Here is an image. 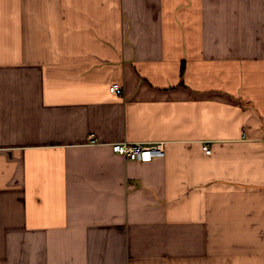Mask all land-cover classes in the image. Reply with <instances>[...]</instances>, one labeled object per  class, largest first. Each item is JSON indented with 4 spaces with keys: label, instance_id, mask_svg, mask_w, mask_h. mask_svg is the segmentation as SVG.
<instances>
[{
    "label": "crops",
    "instance_id": "crops-1",
    "mask_svg": "<svg viewBox=\"0 0 264 264\" xmlns=\"http://www.w3.org/2000/svg\"><path fill=\"white\" fill-rule=\"evenodd\" d=\"M0 264H264V0H0Z\"/></svg>",
    "mask_w": 264,
    "mask_h": 264
},
{
    "label": "built area",
    "instance_id": "built-area-1",
    "mask_svg": "<svg viewBox=\"0 0 264 264\" xmlns=\"http://www.w3.org/2000/svg\"><path fill=\"white\" fill-rule=\"evenodd\" d=\"M123 87L114 84L111 88V94L118 96L123 95ZM204 150L207 155L211 154L210 146L206 145ZM113 152L117 153L129 161H136L140 163L151 162L165 158V143H150V144H135V143H116L113 146Z\"/></svg>",
    "mask_w": 264,
    "mask_h": 264
}]
</instances>
